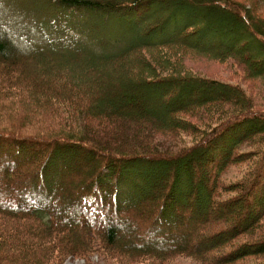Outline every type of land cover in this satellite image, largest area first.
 Here are the masks:
<instances>
[{
  "label": "trees",
  "instance_id": "obj_1",
  "mask_svg": "<svg viewBox=\"0 0 264 264\" xmlns=\"http://www.w3.org/2000/svg\"><path fill=\"white\" fill-rule=\"evenodd\" d=\"M41 1L38 52L0 38V264L96 251L118 264H264V111L239 83L154 57L183 47L236 57L264 81V16L238 0ZM65 16L83 20L78 37L53 34ZM100 18L123 29L85 28ZM40 109L55 128H39ZM193 128L203 133L191 146L166 144ZM249 139L259 145L238 151ZM236 160L250 163L245 179L221 183ZM146 217V239L124 241Z\"/></svg>",
  "mask_w": 264,
  "mask_h": 264
},
{
  "label": "rangeland",
  "instance_id": "obj_2",
  "mask_svg": "<svg viewBox=\"0 0 264 264\" xmlns=\"http://www.w3.org/2000/svg\"><path fill=\"white\" fill-rule=\"evenodd\" d=\"M246 5L255 7L261 15L264 16V0H238ZM41 0H0V38L6 40L13 49L21 52H27L30 50H35L34 52H38L35 49L37 46L40 47L39 44L40 37L38 35L36 24L41 23L42 17L47 14V9H45V5L42 4ZM211 14V13H210ZM56 18L60 17L58 14H53ZM54 17V16H53ZM100 21H91L85 24V28H89L91 31L93 25H101L100 29H94L95 32L99 33L100 35H105L112 37L114 34L119 32L120 29H123V24H116L114 20L109 22H104L101 18ZM55 20H52L54 22ZM85 21V20H84ZM80 23H84L83 20H71L69 16H65L62 18V22L59 23L60 25H55L61 31H53V34L56 37L65 36L68 37L71 34H75L76 37L79 36L78 26ZM51 24V23H50ZM116 25V26H115ZM36 29V30H35ZM249 41L246 39L245 42ZM252 42V41H250ZM250 50H258L259 46L256 43H251L249 45ZM27 49V51H26ZM173 49V48H172ZM177 50L169 51L164 53L163 55H157L154 57H159L169 68L172 67H181L183 71H187V73L196 74L208 78H215L225 82L231 83H239L242 85L247 94L253 99L255 104V109H260L264 111V81L260 77H255L249 75L248 67L243 62L239 61L236 57L228 58L225 60H220L211 56L199 55L194 53L192 50L183 47L177 48ZM13 53V52H10ZM6 53L7 55H17V54H10ZM22 57V55H21ZM164 70V69H162ZM170 71L164 70L159 72L161 75L165 73H169ZM143 99H146L148 102L151 103H158L160 101L161 95L159 93L153 94H145L147 93L145 90L139 91ZM157 92V91H155ZM160 98V99H159ZM184 115L186 118L190 119L194 125L197 127L203 128L204 124L201 123L198 118L193 113H180ZM37 120L40 122V129H51L52 127L55 128L53 124H46L42 123L41 119L50 118L52 114L48 113L46 109H40L37 111L36 114ZM203 125V126H202ZM193 132L186 133L185 131L181 132L180 135L170 137L171 141L167 142V145H172L174 148H181L185 146H191L193 143H196L197 140L201 137L202 129H195L193 128ZM24 132H29L31 129H23ZM259 139H249L241 142L240 148L238 151L249 150L251 148H255L259 145ZM238 160L234 161L233 164H230L222 173L223 179L221 183L226 181L230 183H240L245 179V176L248 172L249 162L247 161H240L236 163ZM22 167L20 165V170L22 171ZM54 167L51 168V170ZM215 170V169H214ZM23 172V171H22ZM214 181V180H212ZM260 187L257 184L256 189ZM225 195H234L235 192L229 189L224 190ZM0 197H3L0 195ZM255 202V196H254ZM9 221V219H6ZM143 226H140L138 231L133 229H127V233L129 239H125L124 241H140L146 239L145 236L147 234L148 228H144L145 226L151 224L150 217L141 218ZM264 230V228H263ZM186 235L181 238L182 242L185 239ZM122 239V238H120ZM119 239V240H120ZM67 256L63 257V264H118L112 258H105L99 254L98 251L91 252L89 256ZM246 258L245 261L238 262L237 264H252L255 259H248ZM156 261H159L155 259ZM130 264H160L158 262H154L151 260H138L132 261ZM171 264H198V262H194L190 258H177L174 260V263Z\"/></svg>",
  "mask_w": 264,
  "mask_h": 264
}]
</instances>
